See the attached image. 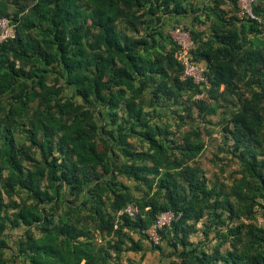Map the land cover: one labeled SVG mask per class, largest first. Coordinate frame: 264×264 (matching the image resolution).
<instances>
[{
    "label": "trees",
    "instance_id": "trees-1",
    "mask_svg": "<svg viewBox=\"0 0 264 264\" xmlns=\"http://www.w3.org/2000/svg\"><path fill=\"white\" fill-rule=\"evenodd\" d=\"M241 10L240 0H0L16 25L0 42V264H134L124 255L145 240L170 249L158 264H264V0L254 17ZM189 16L187 57L208 86L184 76L171 35ZM220 106L239 165L227 187L200 163V127L182 128ZM130 203L136 216H117ZM164 211L174 217L153 243L146 230ZM205 216L203 235L219 238L210 250L190 238Z\"/></svg>",
    "mask_w": 264,
    "mask_h": 264
},
{
    "label": "rangeland",
    "instance_id": "rangeland-1",
    "mask_svg": "<svg viewBox=\"0 0 264 264\" xmlns=\"http://www.w3.org/2000/svg\"><path fill=\"white\" fill-rule=\"evenodd\" d=\"M180 27L174 29L171 31V35L173 39L178 43L181 41H184V44L189 46L191 39L187 33V31L183 28L184 24L190 25L191 19L188 23V21H180ZM194 24V23H193ZM196 25L199 28H202L203 25L197 24ZM73 89L71 87L67 88L65 90V95L70 96ZM78 101L79 98H76ZM148 103V101H147ZM224 107L220 106L218 109V112L216 114H207L205 119H200L197 116H194V118L185 117L184 125L182 126L183 129H187L189 125H197L202 130V136L205 142L204 151L199 157L200 163L206 173V176L208 177L209 181L212 183L217 182L223 184L225 187L232 184L233 179L238 174V160L234 156V154L231 152L232 150V140L228 138H224V133L222 130V117L224 116L222 112L224 111ZM159 111L163 115H170L173 116V112H170V108L162 107L159 109ZM182 113H185L184 111H181ZM165 119V117L160 118L158 120ZM124 182L133 185L132 181L122 179ZM134 193L137 195L140 194L139 190H134ZM263 209L261 207H257L256 210V222L258 224L264 225V215H263ZM208 222V217H203L202 220L197 224L199 230L195 233H193L190 238L195 243H199L200 247L203 249L210 250L215 244L218 243L219 238L217 237L216 231L212 229L208 236H204L202 232V228L204 227V223ZM237 222H247L243 218H237L234 221V224ZM23 227L16 228L11 230L12 233V240H15L16 235L20 234ZM222 231H226V228H222ZM134 237L137 239L138 235H134ZM145 250L142 252H128L130 259L133 261L134 264H158L160 260H167L170 258H167L166 255L170 252L169 248H163L162 252H159L158 250H150V246L152 243L149 240L143 241ZM10 246H13V243L11 241L8 242ZM228 243H226L224 246H222V249L224 250ZM148 247V248H147ZM7 256H10V253L7 252ZM17 261L20 260V258L16 259Z\"/></svg>",
    "mask_w": 264,
    "mask_h": 264
},
{
    "label": "built area",
    "instance_id": "built-area-1",
    "mask_svg": "<svg viewBox=\"0 0 264 264\" xmlns=\"http://www.w3.org/2000/svg\"><path fill=\"white\" fill-rule=\"evenodd\" d=\"M253 0H240L241 4V15L245 14L250 17H254L251 11V3ZM16 35V25L11 22L7 17H3L0 15V42L6 41L8 39L14 38ZM192 42H190L189 46L186 47L184 41L178 42L181 45L182 49L179 51L177 57L184 64V76H191L195 82L203 81L206 86H208V82L203 76L202 68L190 61L187 57L188 48L190 47ZM138 212V207L134 203L128 204L123 209L119 210L117 216L121 214H127L129 217L134 218ZM173 213L171 211L161 212L157 218L155 223L146 230L150 239L153 243L159 242V237L157 234V229H160L164 225H169L171 220L173 219Z\"/></svg>",
    "mask_w": 264,
    "mask_h": 264
},
{
    "label": "crops",
    "instance_id": "crops-1",
    "mask_svg": "<svg viewBox=\"0 0 264 264\" xmlns=\"http://www.w3.org/2000/svg\"><path fill=\"white\" fill-rule=\"evenodd\" d=\"M190 19H191V17L189 16V17H186V18H180V21H188V23H189V21H190ZM199 28V27H198ZM125 257H128L129 256V254H128V252L127 253H125V255H124ZM128 258H130V257H128Z\"/></svg>",
    "mask_w": 264,
    "mask_h": 264
}]
</instances>
